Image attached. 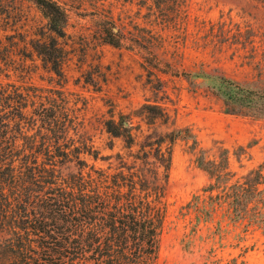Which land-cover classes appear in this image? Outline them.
Returning <instances> with one entry per match:
<instances>
[{
    "label": "trees",
    "instance_id": "16d2710c",
    "mask_svg": "<svg viewBox=\"0 0 264 264\" xmlns=\"http://www.w3.org/2000/svg\"><path fill=\"white\" fill-rule=\"evenodd\" d=\"M26 2L47 22L40 33L28 25ZM182 2L168 0L163 12L178 15ZM67 19L56 0H0V264H157L174 147L190 137L189 130L177 128L159 103L141 107L148 130L135 126L131 115L110 109L103 129L123 141V152L104 156L90 130L77 123L63 91L1 79L12 73L28 77V61L37 57L62 89L67 59L60 39L67 36ZM5 34H11L7 42ZM213 82L212 92L227 113L264 116V95L226 78ZM28 108L35 110L31 117ZM27 120L37 129L30 136ZM196 161L212 181L187 212L197 221L218 217L220 224L264 229V163L236 178L229 151L211 158L200 149Z\"/></svg>",
    "mask_w": 264,
    "mask_h": 264
},
{
    "label": "rangeland",
    "instance_id": "374dc122",
    "mask_svg": "<svg viewBox=\"0 0 264 264\" xmlns=\"http://www.w3.org/2000/svg\"><path fill=\"white\" fill-rule=\"evenodd\" d=\"M56 1L68 14L67 36L60 39L67 59L63 88L37 57L28 61V77L12 73L1 79L63 91L77 123L90 130L104 156L123 152V141L103 129L110 109L131 115L135 126L148 130L141 107L148 101L163 105L190 137L174 147L157 264H264V229L220 224L218 217L197 221L185 209L212 181L196 161L200 149L211 158L229 151L236 178L264 163V116L227 113L212 92L213 80L226 78L264 95V0H183L178 15L163 12L168 0ZM25 10L28 25L40 33L47 23L43 14L28 2ZM112 39L120 44H110ZM27 114L33 116L34 108ZM26 123L30 136L37 129L31 120Z\"/></svg>",
    "mask_w": 264,
    "mask_h": 264
}]
</instances>
